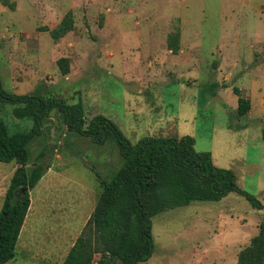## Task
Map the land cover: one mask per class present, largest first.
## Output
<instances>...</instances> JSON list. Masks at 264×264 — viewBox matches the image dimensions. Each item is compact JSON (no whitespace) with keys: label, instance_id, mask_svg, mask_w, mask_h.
Segmentation results:
<instances>
[{"label":"rangeland","instance_id":"374dc122","mask_svg":"<svg viewBox=\"0 0 264 264\" xmlns=\"http://www.w3.org/2000/svg\"><path fill=\"white\" fill-rule=\"evenodd\" d=\"M67 14L73 30L54 40ZM0 78L12 94L82 102L88 122L104 115L133 145L191 136L264 207V0H0ZM234 88L250 97L245 117ZM13 109L0 111L10 131L30 130ZM30 151L51 167L8 264H63L100 198L97 174L109 181L124 161L112 140L71 135L58 111ZM16 168L0 162V202ZM263 222L264 209L236 193L162 213L140 264H237Z\"/></svg>","mask_w":264,"mask_h":264},{"label":"trees","instance_id":"16d2710c","mask_svg":"<svg viewBox=\"0 0 264 264\" xmlns=\"http://www.w3.org/2000/svg\"><path fill=\"white\" fill-rule=\"evenodd\" d=\"M73 27L72 15L67 14L50 31L51 36L59 40ZM179 43V35L170 42L175 54ZM66 62L60 61L65 75L69 73ZM234 93L238 96L237 115L245 117L251 111V100L237 88ZM9 104L14 106L16 119L33 125L28 131L11 132L0 117V162L17 164L0 211V264L16 259L31 206L30 193L51 167L43 161L44 153L33 161L30 146L54 111L60 113L71 135L89 137L100 146L114 141L124 161L109 181L97 174L100 198L63 264L146 263L156 250L153 219L192 203L220 202L236 193L246 197L253 208L264 209L258 199L239 188L231 170L217 167L210 153L196 151L191 136L144 137L133 145L104 115L88 122L82 102L69 104L60 98L12 94L4 89L0 78V111ZM237 264H264V222L250 245L240 251Z\"/></svg>","mask_w":264,"mask_h":264},{"label":"crops","instance_id":"0c3cea01","mask_svg":"<svg viewBox=\"0 0 264 264\" xmlns=\"http://www.w3.org/2000/svg\"><path fill=\"white\" fill-rule=\"evenodd\" d=\"M181 36H180V43H179V51L178 52H182V50H181V46H182V44H183V42L181 41ZM181 50V51H180ZM217 70H218V68H217ZM248 99H250V97L249 96H246ZM3 202H4V198H3V201L2 202H0V208L2 209V206H3ZM1 209H0V211H1Z\"/></svg>","mask_w":264,"mask_h":264}]
</instances>
